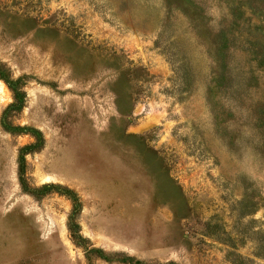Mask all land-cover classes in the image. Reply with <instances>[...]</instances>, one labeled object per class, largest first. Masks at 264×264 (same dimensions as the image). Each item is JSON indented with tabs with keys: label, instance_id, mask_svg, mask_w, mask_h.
<instances>
[{
	"label": "rangeland",
	"instance_id": "rangeland-1",
	"mask_svg": "<svg viewBox=\"0 0 264 264\" xmlns=\"http://www.w3.org/2000/svg\"><path fill=\"white\" fill-rule=\"evenodd\" d=\"M70 192L92 264H264V0H0V264H88Z\"/></svg>",
	"mask_w": 264,
	"mask_h": 264
},
{
	"label": "trees",
	"instance_id": "trees-1",
	"mask_svg": "<svg viewBox=\"0 0 264 264\" xmlns=\"http://www.w3.org/2000/svg\"><path fill=\"white\" fill-rule=\"evenodd\" d=\"M3 127L6 126L5 123H1ZM22 189L28 193H31V189L29 186H26L24 183H22ZM72 196V208L70 210V213L67 218V229L70 235V239L72 242L75 244V246L81 248L84 252L85 259L88 264H92L93 259H102V260H112L111 258H108L104 256V251L99 248H95L92 246V244L89 242L88 239L83 238L82 235L80 234V229L78 225V215L81 212V203L80 201L76 198V196H73L72 192H70ZM127 260H130V258H127ZM133 264H141L139 261H134Z\"/></svg>",
	"mask_w": 264,
	"mask_h": 264
}]
</instances>
